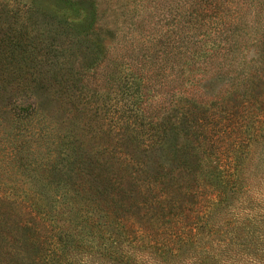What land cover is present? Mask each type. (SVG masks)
Wrapping results in <instances>:
<instances>
[{
	"label": "trees",
	"instance_id": "16d2710c",
	"mask_svg": "<svg viewBox=\"0 0 264 264\" xmlns=\"http://www.w3.org/2000/svg\"><path fill=\"white\" fill-rule=\"evenodd\" d=\"M263 13L0 0V264H73L70 249L110 231L97 251L123 261L115 228L165 255L191 246L193 264H264V190L240 181L264 137ZM246 189L253 228L205 240L217 202Z\"/></svg>",
	"mask_w": 264,
	"mask_h": 264
},
{
	"label": "rangeland",
	"instance_id": "374dc122",
	"mask_svg": "<svg viewBox=\"0 0 264 264\" xmlns=\"http://www.w3.org/2000/svg\"><path fill=\"white\" fill-rule=\"evenodd\" d=\"M69 12L70 14H76L78 12H82V10L80 11L77 10V8L72 7ZM261 30L264 29H258V33L256 34H261ZM251 33L254 32L251 31ZM253 36H256V40L260 38V35L252 34V38H250V44H248V50L250 52L260 48V46L257 47V43L252 44V42H254L251 40L253 39ZM263 38L264 36L262 35V39ZM118 47H120V45ZM119 50L124 51V49ZM125 54L127 56L132 54L133 57H137V54L135 53L125 52ZM102 86L103 84L101 83L100 88H102ZM121 101L118 103V108L123 105ZM221 152L222 147H218L216 149V156H218L219 153L221 156ZM262 158H264V137L252 143L250 154L248 155L243 172L241 173L242 178L240 181H242V186L249 185V188L253 187V191H257L258 189L264 190V164L262 162ZM214 161H216V159ZM153 165L154 163L150 162V166L153 167ZM247 191L248 189L245 191L243 190L242 192H231L229 193L226 202H217V205L211 210L209 223L211 224L212 222V224H214V228L220 226V233L216 235L214 233L210 235L206 233L204 234L205 240L211 241V239H214L216 236L220 238H226V240H229L230 238L236 240V236L243 226L246 225L253 228L252 224L245 223L247 221V217L249 216L248 213L250 212L248 209ZM212 195L214 194H211V196ZM254 213H261V209H256ZM104 221L105 219L103 218L102 222ZM228 223L230 224L229 226H227ZM105 227H107V229L114 228L107 225ZM115 230L116 231L112 236L115 238L116 246H118V248L116 249L114 247V249L118 251V254H124L123 261H120V259L116 260L114 257H109L108 254L103 255L101 252L97 251V245L101 244L103 240L106 239V236L110 235V231L109 233H106L104 238L99 236L94 238L92 233L87 234V236L90 238L89 241L93 240L89 242V247L83 246L75 250L70 249L69 255L71 257V261H73V264H128L127 260L130 261V264H193L197 261V263H199V256L196 252L197 250L193 249L191 246L184 247L182 250L174 249V252H168L165 255V253L161 252V250H158L154 247L145 246L144 243L139 239L132 241L131 237L127 239L124 235H119V230H117V228H115ZM91 245L93 248H91Z\"/></svg>",
	"mask_w": 264,
	"mask_h": 264
}]
</instances>
